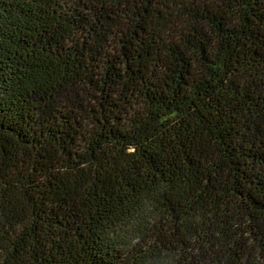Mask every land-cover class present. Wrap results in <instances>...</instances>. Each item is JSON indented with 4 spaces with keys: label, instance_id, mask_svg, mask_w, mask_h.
Wrapping results in <instances>:
<instances>
[{
    "label": "trees",
    "instance_id": "1",
    "mask_svg": "<svg viewBox=\"0 0 264 264\" xmlns=\"http://www.w3.org/2000/svg\"><path fill=\"white\" fill-rule=\"evenodd\" d=\"M0 264H264V0H0Z\"/></svg>",
    "mask_w": 264,
    "mask_h": 264
}]
</instances>
